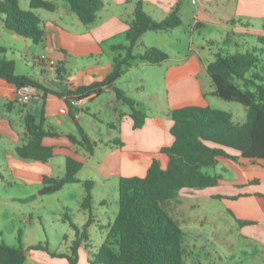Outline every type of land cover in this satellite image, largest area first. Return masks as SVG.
<instances>
[{
	"label": "crops",
	"instance_id": "1",
	"mask_svg": "<svg viewBox=\"0 0 264 264\" xmlns=\"http://www.w3.org/2000/svg\"><path fill=\"white\" fill-rule=\"evenodd\" d=\"M47 1L55 4L54 10L33 9L43 21L44 39L39 44L32 43L30 39L23 40L27 49L21 59H13L16 72L29 75L43 85L42 80L51 79L54 87L44 86L58 93H65L73 86L88 85L104 78L112 69L114 56L124 53L113 50L112 46L127 44L124 34L137 0H103L104 6L97 12L96 19L88 25L80 22L65 0ZM142 2L144 10L155 20L166 17L178 3L180 17L183 8L182 0ZM190 3L195 6L191 32L195 28L199 30L205 23L218 25V20L224 25H232V29L237 27L236 24L244 27L246 32L241 34L251 39L264 36V0H190ZM25 4L29 8V0ZM209 15L217 16V19ZM4 28L6 27L0 19V47L4 48V52L0 53L3 54L9 48L4 42L7 36ZM174 29L169 32H145L140 38V46L134 48V53L141 52L145 46L165 51L168 48L165 37L171 39ZM152 32L154 34H149ZM219 34V38L205 41L208 47L202 55L193 52L170 55L165 51L168 58L162 63L154 65L135 60L118 78L114 85L123 89L134 101V106L146 115L140 128L133 127L130 107L116 98L113 86L105 87L100 95L76 100L72 110L67 106V111L60 113L59 109L63 108L65 102L64 96L49 93L43 97L41 90L33 88L28 100L20 101L18 89L0 80V182L8 176L13 182L31 185L38 192L44 175L57 178L64 174L68 156L82 162V167L76 174L77 178L80 181L94 182L91 222L87 228L86 243L78 248L79 264H88V255L84 250L89 247V241L93 238L103 241L107 226L116 215L115 213L113 218L106 216V220H102L98 214L106 215L105 210L93 212L95 204L106 205L108 198L107 191L97 198L94 196L97 182L101 181L105 186L113 179L118 185L120 177L143 176L154 159L165 168L168 158L161 152V148L173 142V136L169 132L172 124L170 110L187 105L210 106L200 77L209 83V94H212L214 86L212 87L206 67L214 59L215 50L212 47L216 48L217 43H225L228 37L226 27L221 28ZM246 41L249 40L243 37L242 42H236L242 48L253 46L250 42V45L243 47L242 44ZM226 47L229 48L228 44ZM46 48L50 49V54L46 53ZM41 56L53 62L54 66L46 65ZM77 57H90L93 61H87L79 70L70 64V59ZM57 67L61 69L59 75ZM150 67L163 70L161 82L157 81L160 84L158 88L151 79L154 75L148 72L153 69ZM72 71L75 73L72 74ZM103 95H107V105L101 102ZM42 112L44 128L54 132L53 135L43 138V144L53 148V156L46 162L18 157L15 148L26 139L24 116L31 113L39 118ZM84 116L87 117L90 128H96L97 133H88L80 125L79 122ZM245 118L246 111L240 119L233 120L241 123ZM77 124L90 138L93 148L91 153L80 143ZM95 134L98 137H94ZM71 136L74 137L73 140ZM227 151L236 155L237 159L220 157L215 167L206 169L209 174L221 176L217 185L211 188L213 190L204 194L199 193L201 189L192 191L211 199H217L213 195L225 196L219 199L226 203L219 213L227 216L182 219L183 226L179 225L184 232V264H264V159L254 161L242 157L234 149L227 148ZM78 185L80 188L77 189L76 204L85 216L80 225L76 224L80 227L86 222L88 212L80 206L84 188L82 184ZM5 194L0 195V199H9L10 202L27 201L28 198L35 197V193L27 190ZM231 196L237 197L230 198ZM64 214L66 212L63 213V219L66 220ZM32 219L30 215L23 217L27 222ZM237 220L247 223L239 224ZM65 237L68 238L67 235ZM74 238L75 231L72 230L70 240ZM25 256L23 264H69L65 258L54 257L41 250H28Z\"/></svg>",
	"mask_w": 264,
	"mask_h": 264
},
{
	"label": "trees",
	"instance_id": "2",
	"mask_svg": "<svg viewBox=\"0 0 264 264\" xmlns=\"http://www.w3.org/2000/svg\"><path fill=\"white\" fill-rule=\"evenodd\" d=\"M65 1L84 25L92 23L104 6L103 0ZM179 5L176 4L163 19L155 20L144 10L142 0H137L124 34L127 44L112 46L113 50L124 53L114 56L111 71L101 80L73 86L65 93H58L31 76L16 72L15 61L4 56H0V80L17 89L33 87L41 90L43 97L49 93L64 96L71 110L74 108L71 100L97 96L105 87L113 86L116 98L130 107L133 127L140 128L146 115L134 106V101L123 89L114 84L135 60L155 65L168 58V54L157 47L145 46L137 53H134V48L140 46V38L147 31L169 32L178 27L181 24ZM37 8L54 10L55 4L47 0H29V8L24 9L18 0H0V19L7 29L39 44L44 39V26L41 17L33 11ZM255 39L264 45V36ZM231 42L229 37L225 39L229 48H218L206 70L214 86L212 95L240 103L246 111L245 120L235 122L231 112L209 105L171 109L169 132L173 142L161 148L168 158L166 167H161L160 162L154 159L143 176L120 177L117 213L107 226L104 240L92 257L87 259L88 264H184V232L165 208V203L184 190L215 187L221 176L209 174L206 169L215 167L220 157L236 160L237 156L229 153L227 148L254 161L264 159V70L261 66L264 47L253 45L242 48L238 42ZM0 52H4V48L0 47ZM56 70L59 75L61 69L57 67ZM77 128L80 143L91 153L93 148L89 136L79 124ZM24 131L25 142L15 148L18 157L46 162L53 156V148L43 144V138L54 133L44 128L43 112L39 118L27 113L24 116ZM71 139L74 137L71 136ZM81 167V161L66 157L64 174L57 178L44 175L42 186L37 192L38 195H48L69 183L82 184L84 196L80 206L88 212L86 222L79 227L67 213L64 214L75 231V238L69 245L70 254L50 251L47 244L43 243L25 247L21 243L19 230L17 245L0 243V264H23L28 250L45 251L51 256L65 258L69 264H79L78 248L87 240L94 187L93 181H80L77 178ZM212 197L221 199L225 196ZM237 221L239 224L247 223Z\"/></svg>",
	"mask_w": 264,
	"mask_h": 264
},
{
	"label": "rangeland",
	"instance_id": "3",
	"mask_svg": "<svg viewBox=\"0 0 264 264\" xmlns=\"http://www.w3.org/2000/svg\"><path fill=\"white\" fill-rule=\"evenodd\" d=\"M25 1L26 0H19V4L21 8L28 9ZM62 1L65 2L64 0ZM182 1L183 8L181 9L182 12H180V19L182 21V24L173 30V35L170 37L171 39H169V37H165L168 43V48L164 49L168 54H186L193 52L202 55L207 51L208 47L205 41H208L209 39L219 38V31H221V28L225 27L228 31V37L232 41L231 43H233L234 41L242 42V39L244 37L249 41L243 43V47L250 45V42L253 45L264 47V45L258 43L256 39H251L250 37L241 34L246 32L244 27L236 24L237 27L232 29V25H224V23H221V21L218 20H216L218 22V25L213 23H205L202 27H200L199 30L195 28L194 31L191 32L190 26L193 22L192 13L194 12L195 6L190 3V0ZM209 16L213 17V19H217V16ZM4 30L5 32H7V36H5L4 42L6 43L5 45L9 46V48L7 53H0V56H5L6 59H14L15 57L21 59L23 57L24 51L27 49V46L25 45V43H23V40H28V38L22 37L7 28H4ZM149 34H154V32ZM146 40L150 41L149 38H147ZM217 44V49L226 48L227 46V43ZM10 47L12 49H10ZM212 48V50H217L215 47ZM34 50L35 49H33V51ZM45 51L48 54L51 53L49 48H46ZM87 61L91 62L93 61V59H91L90 57L71 58L70 64L71 67L81 69V67L86 65ZM49 62L51 61L47 59L45 64H49L51 67L54 66V63L53 65H51V63ZM261 66L264 70V61ZM150 68L153 69H150L148 72L149 74L154 75L156 82L155 79H153V76H151V79L154 80V84L158 88L160 84L158 85L157 81L161 82L162 78L160 77L162 76L163 70L158 69L157 67ZM74 73L75 72L72 71V74ZM42 82L47 87H54L53 81L51 79L42 80ZM200 82L204 90L207 91L206 97L210 103V106L231 112L234 119H240V116L242 117L245 109L240 103L235 101H226L215 95L209 94V83L201 77ZM175 91L176 90L174 89V92ZM107 101V95H103L101 102L104 105H107ZM63 107L67 108L65 102H63ZM85 117L86 116H84V118L80 120V125L83 126L88 133H97L96 128H90L87 122L88 119L87 117ZM96 135L97 134H95L94 137H98ZM78 183L80 182L66 184L61 190L52 194L38 195L36 190H34V187H32L31 185L26 186L24 184H20L19 181L13 182L8 176H5V180L3 182H0V195L5 196V192L16 194L19 193L20 190H27L29 193H35V197L34 199H31L30 197L27 201L17 200L11 202L9 199H0V243L4 242L9 245H17L19 242L18 231L20 230V240L25 247L35 245L37 243H43L47 244L50 251L70 254L69 245L71 243L70 237L73 228L70 226L68 220L63 219V213H68L72 222L77 225H80L81 221L85 217L83 212L79 211L76 204L77 189L80 188ZM97 183L98 184L94 188V196L97 198L101 194H103L104 191H107L108 198L106 205L95 204L93 206V212L97 211L99 213L105 210L106 215L98 214L99 217L102 218V220H106V216L113 218L118 209L117 181L110 179L105 186L102 185L101 181ZM196 190L200 189H195L194 191ZM201 190L202 191H199V193L203 192L202 194H204V192H210L213 189ZM2 192L3 194H1ZM225 206V201L205 198L202 195H199L198 193H192V191L189 190L179 192L176 197L168 200L165 203V208L168 210L171 216L176 219V221L182 226L183 218L197 219L200 217L227 216V214L219 213V211L224 209ZM29 215L33 218L31 222L23 220V217L27 218L29 217ZM65 235H67L68 238H66ZM89 243V247L86 248L84 252L88 255V258H91L92 254L102 243V240L93 238L91 241H89Z\"/></svg>",
	"mask_w": 264,
	"mask_h": 264
},
{
	"label": "built area",
	"instance_id": "4",
	"mask_svg": "<svg viewBox=\"0 0 264 264\" xmlns=\"http://www.w3.org/2000/svg\"><path fill=\"white\" fill-rule=\"evenodd\" d=\"M41 59L43 62H46V58L44 56H41ZM51 65H53V62H49ZM33 90V87H26V88H20L18 89V92L20 93V101H27L29 98L30 92ZM76 100H71V103L73 104ZM67 111V108H60V113H65Z\"/></svg>",
	"mask_w": 264,
	"mask_h": 264
}]
</instances>
